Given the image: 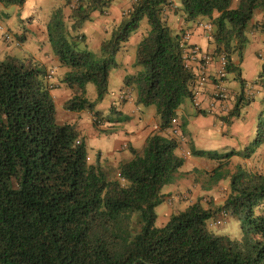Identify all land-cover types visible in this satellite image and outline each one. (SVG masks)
I'll use <instances>...</instances> for the list:
<instances>
[{
    "label": "trees",
    "instance_id": "16d2710c",
    "mask_svg": "<svg viewBox=\"0 0 264 264\" xmlns=\"http://www.w3.org/2000/svg\"><path fill=\"white\" fill-rule=\"evenodd\" d=\"M25 1L0 3L22 6ZM112 1L66 0L71 24H65L61 8L48 20L47 39L59 64L68 68L61 82L72 90L64 109L87 111L95 127L102 124L96 107L109 93L110 71L119 65L116 54L145 19L149 28L136 45V72L124 76L123 88L134 93L136 105L155 107L158 129L145 138L141 150L130 146L132 157L114 173L103 169L99 154L95 163L88 161L86 139L76 126L57 123L50 93L56 85L49 72L37 63L0 60V264H264V171L240 164L228 168L232 156L250 158L264 142V109L254 138L242 149L220 153L189 146V155L217 162L205 187L228 177L222 202L204 206L198 197L155 225L163 186L182 175L185 158L176 152L179 141L168 133L178 134L171 119H177L185 99L191 100L193 82L182 60L184 33L168 25L164 12L172 10L185 22L205 19L211 26L212 54L217 58L224 53L226 73H233L241 88L232 107L219 116L229 124L251 99L232 56L241 59L264 0H133L94 58L79 30L92 12H106ZM260 30L264 34V23ZM260 58L257 79L264 82V52ZM89 83L96 91L93 100L87 97ZM110 110L120 116L114 122L130 119ZM175 127L177 131L179 125ZM221 211L238 219L239 237L210 229L220 225L210 222Z\"/></svg>",
    "mask_w": 264,
    "mask_h": 264
},
{
    "label": "crops",
    "instance_id": "0c3cea01",
    "mask_svg": "<svg viewBox=\"0 0 264 264\" xmlns=\"http://www.w3.org/2000/svg\"><path fill=\"white\" fill-rule=\"evenodd\" d=\"M65 2L66 0H26L22 6H16L12 16L8 15L10 16L8 18L9 23L18 20L19 26L10 25L5 27L0 24V60L14 58L23 63L40 64L46 69V72L52 71L53 75L51 79L56 87L51 89L50 93L53 96L54 103L55 97L60 99L59 101L63 109L64 102L72 93V90L61 82L68 68L60 65L54 55L47 39L46 28L52 12L57 8L62 9L65 24L67 26L71 24V5H65ZM130 6V0H113L106 12H92L91 19L86 20L79 30V33L84 35L85 45L90 50L97 52L101 41L108 36L111 27L122 20L125 11ZM164 17L174 31L189 33L190 44H196L202 49L208 50L211 53L213 52L214 46L211 31H207L199 25L200 23H208L205 19L198 22H185L183 17L169 9L165 10ZM263 23L264 12L257 11L250 24L247 35L248 43L241 59L236 55L232 56V61L239 70V78L244 80L243 91L251 98L248 104L242 108L238 117L231 118L229 124L225 123L217 114L208 113L205 98L202 110L206 111V114L199 113L192 105L190 99L188 105L182 103L177 108L176 117L180 126L178 129L179 134L185 138L188 151L191 144L197 148L216 150L220 153L229 151L230 149L239 150L254 137L258 114L264 109V82H260L257 79L262 67V58L260 56L264 52V34L260 30V26ZM148 28L145 19L140 21L138 29L134 34H131L117 52L116 60L119 65L110 71L109 93L96 107L100 111L101 116L104 117L102 124L98 128L112 129L111 133H100L99 129L93 125L92 115L87 111L74 112L65 109L68 113L62 112L60 116L55 115L57 123L74 124L80 136L86 139L88 149L93 150L94 156L92 162L95 163V156L99 154L97 163L103 169H111L113 173L120 162L132 157V154H125V150H130V146L141 150L145 138L158 129V119L155 109L150 110L149 113L145 112L143 110L144 106L135 104L134 93L123 88L124 76L136 72L135 67H133L134 57L130 51L132 49L136 50L137 43ZM4 31L11 34L10 41L4 40ZM17 42L18 45H16ZM130 47L134 48L131 49ZM214 60L210 81L204 86L207 96L213 90V74L217 68V58L215 56ZM230 74L231 77H228L229 74L226 75L225 83L230 95L229 107L231 108L234 97L240 92L241 88L235 75L233 73ZM92 87L90 84H87L86 90L88 91L89 88L93 89ZM95 96L89 99L93 100ZM110 107L122 115H128L130 119L124 122H114L113 120L120 116L112 112ZM107 115L108 118H112L111 121L106 120ZM188 151L187 154L189 155ZM176 152L179 154L178 150ZM193 158L195 157L191 155L186 157L183 165L179 168V173L182 175L174 181L167 183L169 186L166 191H163L164 197H166L167 202L171 206H177L175 197L179 195V190L186 188L187 192L188 188L191 189V183L194 187L196 186V188L192 187L194 192L191 189L189 190L191 192L183 193V196L189 198L191 202L199 197L196 191L200 187L203 191L211 193L215 191L216 185L219 183L217 182L207 188L205 187L207 185L206 180L197 179V176L203 174L201 171L205 174L210 173L215 167L214 160L200 157L204 159L196 161ZM236 158L238 156H232L229 162H233ZM243 163L250 170L264 171V142L259 145L250 158L243 159ZM185 177L186 179H184ZM167 197L172 198L170 202ZM210 198L212 196L206 199Z\"/></svg>",
    "mask_w": 264,
    "mask_h": 264
},
{
    "label": "built area",
    "instance_id": "2783aa9c",
    "mask_svg": "<svg viewBox=\"0 0 264 264\" xmlns=\"http://www.w3.org/2000/svg\"><path fill=\"white\" fill-rule=\"evenodd\" d=\"M133 0H130L132 2ZM171 4H174V0H170ZM174 6V5H172ZM128 11V10H127ZM125 11V12H127ZM205 30L211 31V26L208 23H200ZM4 40L10 41L11 34L4 31ZM190 35L185 32L181 38L180 46L182 48V60L184 67L192 73L193 82L191 87V102L194 108L202 110V104L204 98L206 99V109L211 113H215L218 116H222L228 112L230 95L228 88L225 83L226 79V64L227 59L224 53H220L217 57V68L213 74V90L210 95L204 91V86L210 81L211 68L214 65L213 54L205 49L200 48L196 44L189 43ZM18 45V42H17ZM53 72L49 71V77L52 78ZM177 119L173 117L171 119L172 131H176ZM226 218V213L221 211L214 219L211 220L210 224L218 225L221 224Z\"/></svg>",
    "mask_w": 264,
    "mask_h": 264
},
{
    "label": "rangeland",
    "instance_id": "374dc122",
    "mask_svg": "<svg viewBox=\"0 0 264 264\" xmlns=\"http://www.w3.org/2000/svg\"><path fill=\"white\" fill-rule=\"evenodd\" d=\"M15 9H16V5L0 3V24L2 26H5V27L6 26H10V25L19 26V21L18 20H14L11 23H9V20H8V18L13 15V12L15 11ZM6 13H7V15H6ZM8 15H10V16H8ZM134 32H133V34H134ZM132 48H134V47H132ZM94 51H92V53L94 54L93 57L94 58H98V53L94 52ZM130 53L132 54V56L135 59V49H132L130 51ZM228 77H231V74H229ZM89 84L91 86H93L92 87L93 89L89 88V90L87 91V97L91 99V98H93L95 96L96 91H95L94 85L92 83H89ZM59 100H60L59 98L55 97V110H56L57 116H60L62 114V112H67V111H65V109L62 108V105L60 104ZM182 103L185 104V105H188L189 104V99H185ZM152 109H155V107L153 105L145 106L143 110H145V112L149 113L150 110H152ZM69 114H71V113H69ZM178 125H179V123H178ZM179 127H178V129H179ZM168 134H170L171 136H174L179 141V146H178V149H177L178 152H179V155H182L185 159H186V157H189V155L187 154L188 150H187V144H186L185 138L183 137V135L181 136V134H179V130H178V134L177 135L176 134H172L171 132L168 133ZM92 151H93L92 149L91 150L88 149V154H89L88 155V161L90 163L93 161V156H94ZM224 152H227V151H223V153ZM124 153L127 154V155L131 154L130 150H125ZM193 159L196 160V161H201L204 158L195 157ZM205 160H207V159H205ZM209 162H211V161H209ZM213 163L216 166V164H217L216 160H214ZM237 164H240V166L245 167L246 169L248 168L245 165V163H243V159L241 157H238V158L234 159V161L231 162V163L229 162L228 168L230 170H233L234 167H235L234 165H237ZM109 170L111 171V169H109ZM201 172L203 174L197 176V179L200 178L201 180L205 181L207 179V177H208V176L206 177V175H208V174H205L203 171H201ZM184 179H186V177ZM218 182L219 183H217L215 191H213L211 193L203 191L201 187L196 191V193L201 198V202H202V204L204 206H207L208 203L211 204V205H215V204L221 203L222 200L224 199V197L226 195V189H227L228 183H229L228 177H225V178L221 179V181L219 180ZM168 186L169 185H167V184L164 185L163 188H162V192L166 191ZM192 187H194V186L191 183V189H192ZM194 188H196V186ZM191 189L188 188L187 192H186V188L182 189V190H179V192H180L179 195L178 196L176 195L177 197H175V199L177 201V206L176 207H174L173 205L171 206L167 202L166 197H164V200H162L160 203H158L156 205V207H155V210H156V213H157V217H156V220H155V225L156 226L163 225L168 220L167 219L168 214L170 215L172 212H177V211H180V210H184L191 203V200L189 198L183 196L184 192H186V193H189L191 191L194 192V190L193 189L191 190ZM189 190H191V191H189ZM210 196H212L213 200L207 202L205 200V198H209ZM167 199L170 202L172 198L167 197ZM170 206H171V208H170ZM170 210H171V212H170ZM168 218H169V216H168ZM210 229L213 230L214 232H217V233H220V234H227V235H229L231 237H239L240 234H241L239 221H238L237 218L232 217V216L227 217L224 223H222V224H220L218 226L210 227Z\"/></svg>",
    "mask_w": 264,
    "mask_h": 264
}]
</instances>
